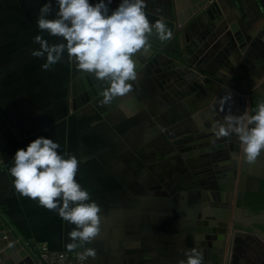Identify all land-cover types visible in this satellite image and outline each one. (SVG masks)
I'll use <instances>...</instances> for the list:
<instances>
[{
  "label": "crops",
  "instance_id": "crops-1",
  "mask_svg": "<svg viewBox=\"0 0 264 264\" xmlns=\"http://www.w3.org/2000/svg\"><path fill=\"white\" fill-rule=\"evenodd\" d=\"M48 2L0 0V216L6 229L24 248L29 240L60 250L92 249L96 264H177L186 259L185 250L199 249L202 242L208 248V241L216 243L226 229L227 241L232 232L227 222L245 216L235 207L243 152L236 136L216 139L209 130L221 121L206 103L212 88L201 87L199 80L178 86L185 71L177 58L148 51L145 57L137 54L144 61L130 93L110 104H101L100 95L73 110L67 90L85 73L77 71L67 53L47 71L41 67L46 58L31 54L39 49L36 35L50 44L62 42L38 28L39 10ZM51 2L54 15L58 7ZM146 4H154L157 12L168 9L170 15L172 8L180 31L211 8L217 26L191 57L192 64L237 87L245 85L264 99V0ZM206 21L211 18L206 16ZM198 27L194 24L191 33ZM236 35L242 37L240 45ZM192 36L177 38L176 47L184 48ZM243 97L250 112L258 100ZM87 110L91 130L77 136V114ZM228 112L243 114L234 108ZM117 129L125 134L126 147L110 141ZM40 136L58 142L61 154H74L80 161L76 179L101 209L100 232L90 243L77 242L69 249L75 225L22 196L12 184L9 168L17 149ZM210 168H215L218 182L204 188L203 176ZM227 171L233 179H223L221 173ZM250 184L247 181V187Z\"/></svg>",
  "mask_w": 264,
  "mask_h": 264
},
{
  "label": "clouds",
  "instance_id": "clouds-1",
  "mask_svg": "<svg viewBox=\"0 0 264 264\" xmlns=\"http://www.w3.org/2000/svg\"><path fill=\"white\" fill-rule=\"evenodd\" d=\"M58 10L53 15L52 2L39 10L38 28L62 42L49 43L41 35L34 37L39 44L32 50L34 57L46 58L43 70L60 62L67 53L77 71L93 75L108 86L102 92L101 104H110L116 97L133 90L137 81L135 57L152 49V39H170L164 20L151 22L146 14V0H120L110 9L112 0H55ZM52 17V18H49ZM231 92L220 98L224 104ZM216 139L236 136L244 159L255 163L264 150V100L241 115L226 114L223 121L209 129ZM60 145L43 136L17 149L9 173L15 190L24 197L38 201L68 223L75 225L69 232V249L90 243L100 232V206L77 181L80 161L74 154H61ZM88 255L94 250L87 249ZM186 259L177 264H204L203 253L192 247L185 250ZM81 259L84 257L81 256Z\"/></svg>",
  "mask_w": 264,
  "mask_h": 264
},
{
  "label": "water",
  "instance_id": "water-1",
  "mask_svg": "<svg viewBox=\"0 0 264 264\" xmlns=\"http://www.w3.org/2000/svg\"><path fill=\"white\" fill-rule=\"evenodd\" d=\"M90 2L95 3L98 0H90ZM120 0H112V3L109 5L110 9H114ZM154 3V2H153ZM172 10V15L169 14L168 9H161L160 12L154 10V4L152 6L146 4V14L151 22H155L158 19H162L167 24L172 36L170 39L160 41L158 39H152V49L151 52L155 50L165 53L169 57H176L178 60L179 66L182 68L185 73H181L180 76L181 82L178 86L186 83H194L195 80H199L201 87H210L212 88L211 96L206 102L208 106L217 113L220 120L223 121V118L228 114L229 109H233L237 113L245 112V94H249L252 98L259 100L261 97L255 91H247V87L242 85L237 87L233 83H229L221 80L214 74L208 73L204 70L197 68L191 62V57L198 52L201 44L207 39L212 32H214L218 20H215L211 8H206L204 12H201L199 15L195 16L191 24L187 25L182 31L179 30V22L175 15L174 10ZM206 16L211 18V23H206ZM219 19V18H218ZM201 21H205V24L202 25ZM178 22V23H177ZM194 24H198V29L196 33H191L192 27ZM185 33H189L192 36L190 43L184 46V48L178 49L179 45L176 43L177 38L182 36ZM174 37V39H172ZM237 41L242 37L236 35ZM176 40V41H175ZM177 45V47H176ZM175 51H174V50ZM179 55L175 56L177 52ZM145 57L143 52L140 54ZM140 56V61L138 56L135 57L136 69L144 61ZM105 82L98 81L93 75L85 74L81 78L75 80L71 83L70 87L67 90L66 97L71 99L72 109H78L83 104L87 102H94L95 98L102 95V92L107 88ZM197 86V85H196ZM231 92V99L226 101L224 104L220 103V98L225 96L227 93ZM257 101V102H258ZM254 178V179H253ZM256 178V180H255ZM260 181H264V150H262L261 155L258 157L255 163L249 164L243 156V161L240 167V177L238 179V190L236 193L235 207L238 209V213L242 211L243 200L246 190H250V187H247V181H254L255 185ZM213 184L209 181L211 187ZM208 182V181H207ZM205 188H208L206 185ZM245 213V212H244ZM251 221H256L258 219H264V214H251L248 218ZM206 230H204L205 232ZM206 233V232H205ZM205 235H201V239H204ZM218 243L208 241V245L211 247H221L223 246V240H225V232L218 234L216 236ZM14 243V244H12ZM12 246L10 247L9 245ZM201 247L199 250L203 253L205 264L210 261V264H264V233L259 231H245V230H235L232 232L230 242H229V252L226 260L223 261L222 253L212 252L210 246L205 247L204 243H200ZM222 252V251H221ZM86 261L88 264H96L95 254L88 255L87 251L84 252ZM0 264H35L33 257L29 254L26 248H24L19 241H17L15 235L11 230L6 229L4 221L0 216Z\"/></svg>",
  "mask_w": 264,
  "mask_h": 264
},
{
  "label": "flooded vegetation",
  "instance_id": "flooded-vegetation-1",
  "mask_svg": "<svg viewBox=\"0 0 264 264\" xmlns=\"http://www.w3.org/2000/svg\"><path fill=\"white\" fill-rule=\"evenodd\" d=\"M223 149V148H221ZM221 149H218V150H221ZM219 157V156H218ZM215 168H210V172L211 173H207V175L203 176V180H202V183H203V187L205 188V186L207 185L208 187L210 186L209 184V181L212 183V182H216L214 180H216L215 177V173L212 171L214 170ZM215 171V170H214ZM222 175H224L223 179H233L234 178V175H232V171H227L226 172H222L221 173ZM240 175L238 176V179H239ZM254 179V178H253ZM256 180V178H255ZM258 182L256 185L254 183V181L251 182L250 184V190H246L245 192V196H244V200H243V206H242V211L245 212V216L243 218H236L235 220H232L231 222L228 221L227 223L229 224L228 227H229V231H235V230H245V231H259V232H263L264 233V219H258L256 221H251L249 220L248 218L251 216V214H264V207H258L256 209H253L251 207V205L249 203H247V200H251V196H254L256 193H258L259 191H261V188L264 186V181H260V179L258 178ZM208 181V182H207ZM238 182V180H237ZM230 183V182H229ZM213 184V183H212ZM226 184V183H225ZM231 184V183H230ZM238 185V183H237ZM237 214V213H236ZM239 215V214H238ZM238 215H236V217H238ZM228 229H226L225 231V234L227 233ZM232 232L231 234H229V242H230V238H231V235H232ZM230 233V232H229ZM218 239L216 241V243H218ZM226 241L223 240V246L221 247H218L215 248V251L216 253H222V256H223V261L225 260V256H224V252H225V248H226ZM228 247H229V244H228ZM213 248V247H212ZM222 251V252H221ZM229 252V251H228ZM226 259H227V256H226ZM223 264H225V261L223 262Z\"/></svg>",
  "mask_w": 264,
  "mask_h": 264
},
{
  "label": "built area",
  "instance_id": "built-area-1",
  "mask_svg": "<svg viewBox=\"0 0 264 264\" xmlns=\"http://www.w3.org/2000/svg\"><path fill=\"white\" fill-rule=\"evenodd\" d=\"M35 264H88L84 252L60 250L50 247L46 242L27 240L24 243ZM84 258L81 259L80 257Z\"/></svg>",
  "mask_w": 264,
  "mask_h": 264
},
{
  "label": "rangeland",
  "instance_id": "rangeland-1",
  "mask_svg": "<svg viewBox=\"0 0 264 264\" xmlns=\"http://www.w3.org/2000/svg\"><path fill=\"white\" fill-rule=\"evenodd\" d=\"M3 33H6L5 31H3ZM1 63V62H0ZM4 63H8V62H4ZM81 112V111H80ZM78 112L79 114H77V118L78 119H82V121H78L77 119V136L79 135V133H84L86 131H90L91 130V121H90V116H89V110H87V113H80ZM82 122V124H81ZM113 135L110 136V141H115V146L117 145H121V147H126V142L124 140L125 138V134L123 135L122 131H120V129H117V131H115V137L113 136V139H111ZM159 137H162L161 134L158 135ZM158 141V140H157ZM159 142V141H158ZM174 144H176L175 141H173ZM172 144V145H174ZM166 148L168 147L167 145L163 146V148ZM148 159V158H147ZM229 240V239H228ZM226 241V248H225V252H224V256H225V260H226V256L228 257V251H229V247H228V244H229V241Z\"/></svg>",
  "mask_w": 264,
  "mask_h": 264
},
{
  "label": "trees",
  "instance_id": "trees-1",
  "mask_svg": "<svg viewBox=\"0 0 264 264\" xmlns=\"http://www.w3.org/2000/svg\"><path fill=\"white\" fill-rule=\"evenodd\" d=\"M255 103L253 104V108L255 107ZM251 200H247V203L251 205L253 209H256L258 207H264V186L261 188V191L256 193L254 196H252Z\"/></svg>",
  "mask_w": 264,
  "mask_h": 264
}]
</instances>
